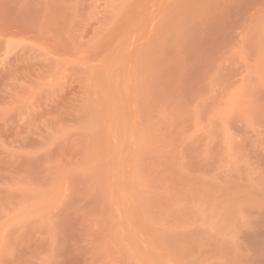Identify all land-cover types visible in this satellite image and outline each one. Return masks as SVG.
I'll return each instance as SVG.
<instances>
[{"label": "rangeland", "instance_id": "374dc122", "mask_svg": "<svg viewBox=\"0 0 264 264\" xmlns=\"http://www.w3.org/2000/svg\"><path fill=\"white\" fill-rule=\"evenodd\" d=\"M0 264H264V0H0Z\"/></svg>", "mask_w": 264, "mask_h": 264}]
</instances>
